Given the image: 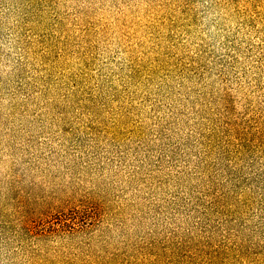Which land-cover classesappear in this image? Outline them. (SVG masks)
Masks as SVG:
<instances>
[{"label":"rangeland","instance_id":"rangeland-1","mask_svg":"<svg viewBox=\"0 0 264 264\" xmlns=\"http://www.w3.org/2000/svg\"><path fill=\"white\" fill-rule=\"evenodd\" d=\"M0 264H264V0H0Z\"/></svg>","mask_w":264,"mask_h":264}]
</instances>
